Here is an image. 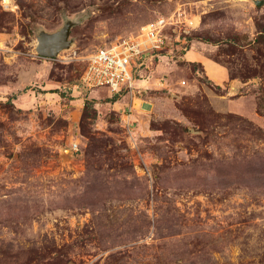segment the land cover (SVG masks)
Returning a JSON list of instances; mask_svg holds the SVG:
<instances>
[{
    "label": "rangeland",
    "instance_id": "obj_1",
    "mask_svg": "<svg viewBox=\"0 0 264 264\" xmlns=\"http://www.w3.org/2000/svg\"><path fill=\"white\" fill-rule=\"evenodd\" d=\"M171 15L133 90L77 87L79 57ZM260 30L264 0H0V264H264Z\"/></svg>",
    "mask_w": 264,
    "mask_h": 264
},
{
    "label": "built area",
    "instance_id": "obj_2",
    "mask_svg": "<svg viewBox=\"0 0 264 264\" xmlns=\"http://www.w3.org/2000/svg\"><path fill=\"white\" fill-rule=\"evenodd\" d=\"M174 15L160 16L143 27L141 33L122 37L107 47H100L90 54L79 57L85 63L77 87L92 89L108 86L113 94L133 90L137 84L135 68L142 57L166 44V29L176 24ZM186 24L196 28L199 21L188 18ZM142 64V63H140ZM74 151L81 149L78 141L72 143Z\"/></svg>",
    "mask_w": 264,
    "mask_h": 264
},
{
    "label": "water",
    "instance_id": "obj_3",
    "mask_svg": "<svg viewBox=\"0 0 264 264\" xmlns=\"http://www.w3.org/2000/svg\"><path fill=\"white\" fill-rule=\"evenodd\" d=\"M70 33V25L65 26L56 33H40L37 37V52L49 58L58 56L60 51L71 46Z\"/></svg>",
    "mask_w": 264,
    "mask_h": 264
},
{
    "label": "crops",
    "instance_id": "obj_4",
    "mask_svg": "<svg viewBox=\"0 0 264 264\" xmlns=\"http://www.w3.org/2000/svg\"><path fill=\"white\" fill-rule=\"evenodd\" d=\"M185 56H188V53H186ZM195 56V54H194ZM196 58V57H195ZM198 60V62H201L204 65V68L207 70V74L210 76L211 79L218 83H224L227 80H229V70L227 67L211 58H208L206 56H203L202 54H199L198 57L195 59ZM211 66V71L209 70V65Z\"/></svg>",
    "mask_w": 264,
    "mask_h": 264
},
{
    "label": "trees",
    "instance_id": "obj_5",
    "mask_svg": "<svg viewBox=\"0 0 264 264\" xmlns=\"http://www.w3.org/2000/svg\"><path fill=\"white\" fill-rule=\"evenodd\" d=\"M261 32H260V34H259V36L257 37V40H259L260 41V37L262 36V35H264V30H260ZM209 80H211V79H209ZM212 81V80H211ZM120 93H117V94H115V95H119Z\"/></svg>",
    "mask_w": 264,
    "mask_h": 264
},
{
    "label": "bare ground",
    "instance_id": "obj_6",
    "mask_svg": "<svg viewBox=\"0 0 264 264\" xmlns=\"http://www.w3.org/2000/svg\"><path fill=\"white\" fill-rule=\"evenodd\" d=\"M4 1H6V2H7L8 0H4Z\"/></svg>",
    "mask_w": 264,
    "mask_h": 264
}]
</instances>
